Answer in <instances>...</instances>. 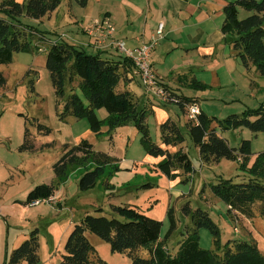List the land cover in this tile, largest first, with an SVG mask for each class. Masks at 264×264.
<instances>
[{
	"label": "rangeland",
	"instance_id": "1",
	"mask_svg": "<svg viewBox=\"0 0 264 264\" xmlns=\"http://www.w3.org/2000/svg\"><path fill=\"white\" fill-rule=\"evenodd\" d=\"M15 1L24 3L25 0ZM2 2L0 0V4ZM223 3L224 0H189L190 6L196 7L195 12H190L191 7L184 10L182 0H88L86 6L77 0H62L50 19L23 16L21 20L55 39L66 36L71 30L78 31L76 24L87 28L110 11L116 28L114 36L119 33L122 37L129 36V40H124L128 48L135 45V37L142 38V33H145V44L157 39L150 59L157 64V74L163 80L157 75L160 90L170 96V92H176L195 100L206 115L222 120L264 106V77L258 75L254 67L250 70L243 65L221 32ZM252 14L239 8L240 19ZM160 24H163L161 38ZM44 42L37 40L31 52L16 53L11 63L0 66L7 79L6 86L0 88V264H7L11 253L35 229L39 231L40 264H60L74 225L87 213L109 216L112 205H132L141 213L162 221V238L169 229L167 211L172 207L178 230L164 242L169 252L176 253L182 240L181 232L191 226L190 219L182 213L188 201L192 209L200 208L210 214L219 229L220 246L229 240L255 241L264 255V201L252 207V217L238 212L228 214V206L210 190V184L219 179L240 181L248 177V171L240 168L241 160L222 159L204 165L188 132L187 111L185 114L177 103L171 102V97L146 90L137 74L130 90L135 93L138 105L149 112L147 126L152 142L166 148L162 144L160 125L169 118L177 122L185 141L167 148L172 153L182 149L188 154L195 169L192 175H186L182 169H177V177L172 180L163 175L157 169L163 158L147 153L142 135L132 124L118 128L111 135L104 126L97 135L85 119L67 116L61 120L65 102L57 97L53 88L46 68L48 51ZM194 78L203 89L190 85ZM77 87L78 81L74 80L70 88L76 90ZM126 87V82L121 83V89ZM76 93L87 103L79 89ZM97 115L101 120L108 117L104 109L97 110ZM38 124L51 132L41 134ZM26 128L35 150H20ZM219 133L234 148H239L243 140L251 141L248 167L264 152L262 132L255 134L247 128H238ZM81 140H88L95 151L118 158L120 167L116 171L107 167L96 186L86 191L80 190L79 180L90 169L89 164L70 165L64 182L56 177L53 169L64 153V146L71 147ZM41 184L55 186L52 201L28 206L20 203ZM199 236L203 249L217 251L208 229H200ZM87 237L108 264H132L126 254L113 253L110 245L96 235L87 233ZM140 254L147 256L148 252L141 250Z\"/></svg>",
	"mask_w": 264,
	"mask_h": 264
},
{
	"label": "trees",
	"instance_id": "2",
	"mask_svg": "<svg viewBox=\"0 0 264 264\" xmlns=\"http://www.w3.org/2000/svg\"><path fill=\"white\" fill-rule=\"evenodd\" d=\"M77 1L82 6L88 3V0ZM61 3L62 0H25L24 3L3 0L0 4V66L11 63L16 53L31 52L37 40L42 43L45 41V50L48 51L46 68L50 72L57 97L65 102L61 120L67 116L85 119L97 135L101 134L104 126L108 127L107 133L111 135L118 128L132 124L142 135L141 141L147 153L163 158L157 165L163 175L172 180L177 177V169H182L188 176L192 175L195 169L188 154L182 149L172 153L167 148L179 146L185 141L177 122L169 118L160 125L162 144L166 148L152 142L147 126L149 112L138 105L135 93L130 90L135 81L134 74H137L131 60L124 56L104 57L100 51L91 53L65 38H48L21 20L23 16L35 20L50 17ZM239 8L253 14L240 19ZM223 15L221 32L236 56L247 69L254 67L256 73L264 77V0L228 1L223 8ZM74 80L78 81L77 89L87 103L76 93L77 89L70 88ZM124 82L128 87L121 89L120 85ZM6 84L7 79L0 70V88ZM190 85L204 88L195 78ZM170 93L168 97H171V102L177 103L185 114L189 105L197 104V101L176 92ZM100 109L108 113L105 120L97 115ZM187 127L204 165L218 163L222 159L241 160L240 168L248 171V177L240 181L219 179L210 184V190L228 206V214L238 212L252 217V207L264 201V152L259 153L252 166L248 167V159L252 154L251 141L243 140L239 148H234L219 132L247 128L255 134L264 133V106L247 109L240 115L233 114L222 120L211 118L201 110L196 118L188 119ZM38 130L46 135L51 132L42 124H38ZM35 148L30 131L26 128L20 150L32 151ZM118 162L119 159L114 156L95 151L88 140H81L71 147L69 144L64 146V153L53 169L56 177L64 182L70 165L89 164L90 169L79 180L80 190L86 191L96 186L107 167L119 170ZM55 190L52 184L37 185L29 192L26 200L20 203L28 206L36 201L50 200ZM111 208L109 216L87 213L74 225L65 243L60 264H108L99 256L87 233L107 242L113 253L126 254L132 264H264V255L255 241L229 240L220 246L219 229L210 214L200 208L192 209L189 201L182 207V213L190 219L191 226L181 232L182 240L176 253L169 252L164 242L178 230V221L172 207L167 211L169 229L164 238L162 221L141 213L132 205H112ZM202 228L212 233L217 251L200 246L199 231ZM39 248V231L35 229L11 253L7 264H21L23 261L40 264ZM141 250L147 251L148 255H141Z\"/></svg>",
	"mask_w": 264,
	"mask_h": 264
},
{
	"label": "built area",
	"instance_id": "3",
	"mask_svg": "<svg viewBox=\"0 0 264 264\" xmlns=\"http://www.w3.org/2000/svg\"><path fill=\"white\" fill-rule=\"evenodd\" d=\"M84 29L88 34L93 36V45L95 49L106 50L108 48H115L118 53L133 62L136 73L140 76L142 85L146 90L156 93L159 92L160 95L167 98L168 94L158 88L159 79L153 70L150 59L157 39L152 43H144L135 49H130L124 41L117 40L114 37L116 28L108 17L95 21L93 24ZM162 31L163 24H161L158 29L159 38L162 37ZM60 38H65V36L62 35ZM200 111L201 110L198 104H191L187 107L189 118H196V116L200 114ZM50 200L52 201L53 199L51 198ZM38 202L40 201H36L33 204H37Z\"/></svg>",
	"mask_w": 264,
	"mask_h": 264
},
{
	"label": "crops",
	"instance_id": "4",
	"mask_svg": "<svg viewBox=\"0 0 264 264\" xmlns=\"http://www.w3.org/2000/svg\"><path fill=\"white\" fill-rule=\"evenodd\" d=\"M182 1H184V0H182ZM207 1V0H206ZM227 0H224V3H223V6L221 7V9H222V12H223V8H224V6L227 4ZM208 3V2H207ZM184 4V3H183ZM189 7H191L190 8V12H195L196 11V7H193V6H190V4H189V0H187V1H185V6H184V10L185 9H187V8H189ZM204 8V7H203ZM55 13V12H54ZM54 13H52V15L54 14ZM52 16H50V17H46V18H48V19H50ZM105 17H108V18H110V20L111 19H113V14H112V12H110V11H106L105 13H104V15H103V18H105ZM149 17H151V15H149ZM45 19V18H44ZM112 21V20H111ZM77 26V30L78 31H69L70 33L69 34H67L66 36H65V39L67 40V41H69L70 43H73V44H76V45H80V46H83L88 52H91V53H97L98 51H100V52H103V56L104 57H115V58H121V54L120 53H118L117 52V50L115 49V48H108V49H106V50H97V49H95V47H94V45H93V43H94V40H93V36H91L90 34H88L86 31H85V29H84V27L83 26H81L80 24H76ZM161 25V24H160ZM142 35V38H139L138 36L137 37H135L134 38V43H135V45H133L132 47H130V49H135V48H137V47H139V46H141V44L143 43L144 44V38H145V33L143 34H141ZM67 37V38H66ZM117 40H122V41H124V40H129V36H125V37H122L121 36V33H119V35H116V36H114ZM152 67H153V70L155 71V73H156V75H158L157 73V64L156 63H152ZM250 70H252V69H250ZM138 75V74H137ZM180 76L182 75V74H179ZM184 77L186 76V75H183ZM158 77H159V79L160 80H162L161 78H160V76L158 75ZM183 77V78H184ZM163 81V80H162ZM252 85H254L255 86V82H253V84Z\"/></svg>",
	"mask_w": 264,
	"mask_h": 264
}]
</instances>
